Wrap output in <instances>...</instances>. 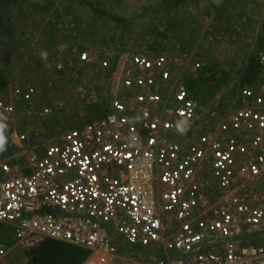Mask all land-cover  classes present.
I'll use <instances>...</instances> for the list:
<instances>
[{
    "label": "built area",
    "instance_id": "2783aa9c",
    "mask_svg": "<svg viewBox=\"0 0 264 264\" xmlns=\"http://www.w3.org/2000/svg\"><path fill=\"white\" fill-rule=\"evenodd\" d=\"M77 54L81 63L96 62L88 50ZM256 56L264 77V32ZM68 64L62 53L52 62L56 71ZM100 66L109 76L106 115L42 150L13 132L25 159L0 160V235L10 225L15 236L11 245L0 241V261L56 239L88 249L81 264H121L126 247L146 252L142 262L130 254L137 264H264V233L251 229L264 225V80L240 84V105L222 113V100L207 104L199 86L187 84L202 68L191 55L152 54L143 44ZM111 87L120 89L116 97ZM80 90L86 103L99 99ZM35 94L34 85L15 83L0 98V113L11 120L17 103ZM63 105L58 99L40 113ZM179 119L190 128L175 140ZM132 135L136 147L128 144Z\"/></svg>",
    "mask_w": 264,
    "mask_h": 264
},
{
    "label": "rangeland",
    "instance_id": "374dc122",
    "mask_svg": "<svg viewBox=\"0 0 264 264\" xmlns=\"http://www.w3.org/2000/svg\"><path fill=\"white\" fill-rule=\"evenodd\" d=\"M38 1L9 0L5 4V10L13 15V24L16 25L13 34L19 42L11 51V37L4 33L0 40V68L6 67L11 74L9 88L0 97L8 98L15 83L32 84L37 88V94L30 99L34 101L32 105L24 109L18 102L16 114L6 121V125L12 127V134L17 130L27 135V141L22 144L28 149L42 150L44 145L86 120L87 112L83 110L86 101L81 98V87L97 97L106 91L109 76L104 70L81 63L77 54L80 50L90 51L98 64L118 52H132L141 47L147 43L146 39H150V36L145 39L150 33L162 51L172 56L188 54L201 61L202 68L196 72L201 79L199 91L207 104L222 100L221 111L225 113L240 105L234 101L242 74L263 42V0H239L242 4L238 7H234L231 0H41L37 6ZM43 3L50 8L43 10ZM90 3L103 12H114L126 18V25H118L95 14ZM50 17L63 26L57 33L58 42L53 45L48 44L53 39L50 30H45ZM73 18L75 22H71ZM173 19L180 24L173 23ZM21 27L28 32L24 34L26 40L22 38ZM41 50L48 52V66L40 71L46 75L48 71L50 82L56 81L60 75L52 66L59 53L65 55L69 64L72 63L71 72L79 74L72 82L68 76L64 77V84L58 82L50 89V96H40L39 85L35 83L40 82L34 80L38 73L37 62H43L39 55ZM187 75L190 76L191 72ZM262 77L261 72L257 81ZM110 90L115 97L120 92L118 87ZM58 99L64 101L62 108H54L48 114L40 113L45 106L53 108ZM184 136L171 135L175 140H182ZM202 173L206 178L214 179L208 167ZM259 195L264 205V185L259 186ZM251 229L264 233V225ZM259 236L250 238V241H258ZM19 252L21 257H28L27 250ZM144 255L147 254L143 248H138L133 260L145 261L147 257ZM121 264L137 263L128 258L121 260Z\"/></svg>",
    "mask_w": 264,
    "mask_h": 264
},
{
    "label": "trees",
    "instance_id": "16d2710c",
    "mask_svg": "<svg viewBox=\"0 0 264 264\" xmlns=\"http://www.w3.org/2000/svg\"><path fill=\"white\" fill-rule=\"evenodd\" d=\"M39 1H38L37 6H39L40 4ZM8 2L9 0H0V40H1V36L4 33L10 36L11 37L10 50L14 51L19 41L17 40V37H15L13 34L16 29V25L13 24V18H12L13 15H11L9 11L5 10V4ZM231 2L234 7H238L242 4L241 1L239 0H231ZM43 4L44 5H41L44 8L43 10L50 8V5L46 6L47 3H43ZM90 4L93 7V11L95 14L105 16L111 19L112 21H115L118 25H121V26L126 25L127 23L126 18L120 17L114 12H103V10L97 7H94L92 3ZM71 22H75L74 18L73 20H71ZM175 22L180 24V22L177 19L173 23ZM9 23L11 25H9ZM61 26L59 25V23H57V20L55 18L50 17L47 20L45 30L47 29L50 30V33L53 36V39L50 38L52 40H49L48 42L49 45H53L58 42L59 39H58L57 33L59 32V30L63 29V26L62 27ZM25 33L27 35L28 32H25L23 30V27H21V34H22L23 39H24ZM149 36H150L149 40H151L150 42L149 40L146 39ZM145 39L147 41L146 44L149 47V51L152 52V54L162 52V49L159 48L155 38H152L150 33H147V35L145 36ZM100 62L101 60L98 62V64L93 63L89 66H94L95 68L97 67L99 70H102V71L104 70L107 74L108 71L100 66ZM43 67L45 68L44 62H42L41 64L40 62L39 63L37 62L36 69L38 73L34 76V80H37L40 82V84L38 82H35L39 85V88H40L39 95L40 96H44V95L50 96L51 95L50 89L51 88L53 89L54 87H56L58 82L60 84H64V80L66 79L64 77L66 76H68L70 82H72L73 80L79 77V74L75 75L71 72L72 64H68L65 70L58 71L60 72L58 79L56 81L50 82L51 80H49L48 78V74H49L48 71L46 70L47 75L44 71L43 72L40 71V68H43ZM261 72L262 70L260 68L257 56L256 54H254L249 59V63L242 74L241 84L250 85V86L255 85L257 82H259L257 81V78ZM10 78H11L10 71H8L6 67H1L0 68V95L2 92L4 93L5 91L8 90L9 85H10ZM188 80L189 81L187 82V84L192 89L201 84L200 77L198 79H188ZM261 80H264V77H262ZM107 88L109 87H106V91H104V93L101 94V96L99 97L97 101H92L90 103H86L83 105V110L87 112L86 117H85L86 120L83 123L87 122L88 120L97 118V117H102L110 111V105H109L110 99H109V96H107V95H110V93H108ZM32 102L34 101H31V100L29 101L22 100L21 102L19 101V103H22V107L24 109H27V107L30 104L32 105ZM83 123H80L77 125H81ZM6 126H8L6 127V130H5V135L8 139V144H7L6 151L0 152V160L12 157L13 161H22L25 159L24 155L20 154L22 148L13 140L12 127L9 125H6ZM25 141H27V138L25 139ZM0 241L7 245L13 244V242L15 241V236H14V229L12 228V226L10 225L4 226L1 232V235H0ZM27 255L32 264H81L90 255V251L86 248H82V247H79V246H76V245H73L67 242L59 241L56 239H46L43 242H41L38 246L28 250Z\"/></svg>",
    "mask_w": 264,
    "mask_h": 264
},
{
    "label": "clouds",
    "instance_id": "9594fccd",
    "mask_svg": "<svg viewBox=\"0 0 264 264\" xmlns=\"http://www.w3.org/2000/svg\"><path fill=\"white\" fill-rule=\"evenodd\" d=\"M40 59L45 62V67L48 66V52L46 50H41ZM139 119V117H137ZM6 121L7 117L0 113V152H4L7 149L8 139L5 135L6 130ZM175 129L180 135H185L190 128V122L188 119H179L175 122ZM128 144L130 147H136L138 144V137L136 135H132L128 138Z\"/></svg>",
    "mask_w": 264,
    "mask_h": 264
},
{
    "label": "crops",
    "instance_id": "0c3cea01",
    "mask_svg": "<svg viewBox=\"0 0 264 264\" xmlns=\"http://www.w3.org/2000/svg\"><path fill=\"white\" fill-rule=\"evenodd\" d=\"M17 250V251H16ZM21 249H14L11 253H10V255L8 254L5 258H7V259H5V258H3L1 261H0V264H11V262H14V263H20V264H22V263H24V261H26V262H30V260H29V258L28 257H21L20 256V251ZM135 250H136V248H128V247H126V250H123L121 253H126V254H122V260H125L124 258H129L130 257V254L131 253H133V252H135ZM22 251H24V250H22ZM27 254V253H26ZM10 256H12L11 258H8V257H10ZM26 258H27V260H26ZM32 264V263H31Z\"/></svg>",
    "mask_w": 264,
    "mask_h": 264
}]
</instances>
